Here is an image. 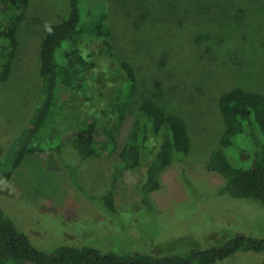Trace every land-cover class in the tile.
I'll list each match as a JSON object with an SVG mask.
<instances>
[{"label":"rangeland","instance_id":"obj_1","mask_svg":"<svg viewBox=\"0 0 264 264\" xmlns=\"http://www.w3.org/2000/svg\"><path fill=\"white\" fill-rule=\"evenodd\" d=\"M68 3L28 0L11 58L0 44V71L9 64L8 77L0 81V156L25 124L38 93L40 41L47 27L66 16ZM85 4L90 12L105 14L113 51L134 69L135 79L129 84L125 73H103V60L89 59L97 67L78 75L69 102L58 98L64 139L88 120L98 119L120 148L147 100L184 120L189 153L164 170L161 186L149 195L147 206L139 191L145 167L126 172L115 191L113 213L106 211L102 195L110 184L115 153L105 155L98 144L99 156L86 159L77 171H66L50 153L39 152L0 184L4 213L44 252L70 246L91 247L103 254L184 255L219 246L234 236L264 237V206L222 194L221 177L204 168L225 132L219 95L232 88L264 95V0H86ZM96 46L90 43L89 51ZM199 88H205L206 96L195 99L192 92ZM236 141L227 156L232 165L244 166L234 159V149L245 151L252 145L247 138ZM62 154L67 164L74 165L76 155L69 147ZM262 257L237 252L217 264H261Z\"/></svg>","mask_w":264,"mask_h":264},{"label":"trees","instance_id":"obj_2","mask_svg":"<svg viewBox=\"0 0 264 264\" xmlns=\"http://www.w3.org/2000/svg\"><path fill=\"white\" fill-rule=\"evenodd\" d=\"M85 1L69 0L66 16L46 28L39 50L40 87L25 124L0 156V184L9 181L28 156L39 152L50 153L66 171H77L86 159L99 156L97 147L100 144L105 155H116L111 163L110 184L102 195L106 211L114 213V195L119 180L126 172L142 166L145 175L139 191L142 204L147 206L149 195L161 186L164 170L182 162L189 153L188 130L181 117L167 114L144 101L120 148L98 119L88 120L65 139L64 125L58 124L59 116L64 114L59 99L69 102L78 75L97 67L89 60L94 56L103 60V73H125V81L129 84L135 79L134 69L113 51L112 33L105 26V14L90 12ZM27 7L28 0H0V44L8 48V58L18 46L17 34ZM90 43H97L93 51L88 49ZM8 74L9 64L5 63L0 71V81L3 82ZM204 89L192 92V96L195 99L201 94L206 96ZM218 106L225 132L220 145L208 154L204 168L221 177L222 194L264 206V95L232 88L219 95ZM237 138H247L252 145L245 151L234 149V159L246 163L244 166L232 165L227 156V150L237 145ZM66 146L76 155L74 165L63 159ZM89 197L93 199V196ZM237 252L260 253L263 255L261 264H264V237L234 236L219 246L193 249L184 255L103 254L91 247L70 246L44 252L29 242L0 205V264H217Z\"/></svg>","mask_w":264,"mask_h":264}]
</instances>
